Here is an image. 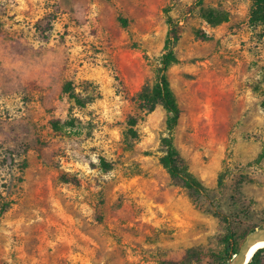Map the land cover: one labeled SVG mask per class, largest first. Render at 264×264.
Returning a JSON list of instances; mask_svg holds the SVG:
<instances>
[{
	"label": "rangeland",
	"instance_id": "obj_1",
	"mask_svg": "<svg viewBox=\"0 0 264 264\" xmlns=\"http://www.w3.org/2000/svg\"><path fill=\"white\" fill-rule=\"evenodd\" d=\"M251 6L0 0V264H212L229 228L239 246L264 224V24ZM167 7L180 27L173 146L209 190L198 204L159 164L166 112L134 101L160 67ZM201 9L227 21L210 26ZM239 198L247 218L214 214Z\"/></svg>",
	"mask_w": 264,
	"mask_h": 264
},
{
	"label": "trees",
	"instance_id": "obj_2",
	"mask_svg": "<svg viewBox=\"0 0 264 264\" xmlns=\"http://www.w3.org/2000/svg\"><path fill=\"white\" fill-rule=\"evenodd\" d=\"M204 0H196V5L201 7ZM252 6L250 10L249 23L252 26H258L264 24V0H251ZM202 17L205 22L210 26H217L227 21V13L215 9H201ZM170 8L164 9L166 17V23L168 31L166 35L164 53L160 59V67L155 73L152 83L145 84L136 93L134 101L137 105V109L144 113H151L157 106H160L166 112V129L168 135L161 139V148L163 155L159 159V164L166 171L172 183L183 189L189 199L198 204L202 199L207 200L209 197V190L199 181L192 173H190L185 160L180 156L178 151L173 146L172 132L177 125L180 111L175 99V96L170 88L169 81L166 76L167 70L174 64L178 63V60L173 52V47L180 38V27L169 16ZM39 35L45 39L44 31L38 26ZM201 39H206V36H200ZM66 93H69V89H64ZM70 98L74 99L77 104L81 102L75 97L74 94H69ZM262 108L264 109V101L262 102ZM137 118L130 116L128 118V135L132 138L137 136L136 125ZM104 163V162H103ZM107 167V164H103ZM225 174L221 173L217 180V189L221 190L224 187ZM238 196L240 195L237 193ZM234 199L232 201L233 211L228 210L227 214H222L217 209L214 210V214L220 217L222 220L228 221L231 217L234 222L239 219H245L251 213L245 201ZM10 203H3L0 206V215H4ZM236 209V210H235ZM235 210V211H234ZM264 228V224L260 226H250L242 235V244L245 241L248 234L251 232ZM229 228L228 234L224 240V250L221 255L215 256L212 264H229L232 257L238 252L240 246L234 244V235ZM248 264H264V248L257 250L251 257Z\"/></svg>",
	"mask_w": 264,
	"mask_h": 264
},
{
	"label": "water",
	"instance_id": "obj_3",
	"mask_svg": "<svg viewBox=\"0 0 264 264\" xmlns=\"http://www.w3.org/2000/svg\"><path fill=\"white\" fill-rule=\"evenodd\" d=\"M261 241H264V228L257 229L247 235L245 241L240 246L238 252L232 257L229 264H248L250 260L246 262L245 259L250 247Z\"/></svg>",
	"mask_w": 264,
	"mask_h": 264
},
{
	"label": "bare ground",
	"instance_id": "obj_4",
	"mask_svg": "<svg viewBox=\"0 0 264 264\" xmlns=\"http://www.w3.org/2000/svg\"><path fill=\"white\" fill-rule=\"evenodd\" d=\"M261 248H264V241L257 242L256 244L252 245L248 251L245 261L248 262L254 253Z\"/></svg>",
	"mask_w": 264,
	"mask_h": 264
}]
</instances>
